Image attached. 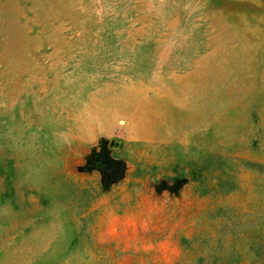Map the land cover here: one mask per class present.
<instances>
[{
  "label": "rangeland",
  "instance_id": "374dc122",
  "mask_svg": "<svg viewBox=\"0 0 264 264\" xmlns=\"http://www.w3.org/2000/svg\"><path fill=\"white\" fill-rule=\"evenodd\" d=\"M0 264H264V0H0Z\"/></svg>",
  "mask_w": 264,
  "mask_h": 264
},
{
  "label": "water",
  "instance_id": "95a60500",
  "mask_svg": "<svg viewBox=\"0 0 264 264\" xmlns=\"http://www.w3.org/2000/svg\"><path fill=\"white\" fill-rule=\"evenodd\" d=\"M113 175H114V174H113ZM113 175H112V176H113ZM108 177H110V176H108Z\"/></svg>",
  "mask_w": 264,
  "mask_h": 264
}]
</instances>
